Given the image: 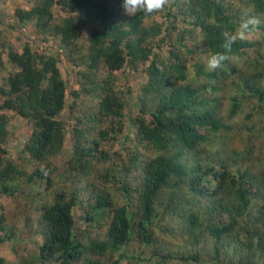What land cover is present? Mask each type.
I'll return each mask as SVG.
<instances>
[{"label": "trees", "instance_id": "obj_1", "mask_svg": "<svg viewBox=\"0 0 264 264\" xmlns=\"http://www.w3.org/2000/svg\"><path fill=\"white\" fill-rule=\"evenodd\" d=\"M22 3L27 6L14 5L10 14L9 3L0 6L4 39L26 25L37 37L28 32L22 33L24 39L16 37L20 51L5 49L11 45L8 39L0 47L2 68H16L0 85V111H7L0 114V200L7 203L0 212V250L17 242L32 248L25 240L34 236L37 252L16 264H119L121 258L137 264L263 262L264 182L256 186L254 178L259 174L264 178L255 168H264V0H170L163 12L151 16L126 15L123 0ZM251 17L259 25L236 40L218 74L207 72L200 58L224 52L225 34L238 36L241 22ZM14 20L16 28L10 26ZM251 33L263 37L249 39ZM156 34H160L157 39ZM152 43L156 48L167 45L168 56L160 58ZM248 49L258 50L254 60ZM190 53L197 56L193 65L187 62ZM146 62L149 65L140 69L138 64ZM120 69L145 71L141 112L143 116L150 112L152 128L143 120L140 123L154 154L163 153L169 143L175 146V155L141 159L139 164L138 154L131 157L135 182L123 183L115 165L109 169L100 165L110 161L99 147L107 133L101 131L98 139L82 142L79 120L73 129L71 157L64 166L54 164L51 159L65 140L64 116L72 105L97 95V114L87 119L107 118L111 125L112 120H122L126 102L123 88L117 86ZM224 77L232 79L226 86L228 105L217 94ZM150 96L153 99L147 103ZM168 111L170 117L165 115ZM9 113L30 125L29 132L12 141V152L3 146ZM230 119L237 120V127ZM206 145L215 150L198 153ZM197 153L212 156L215 164L201 169ZM238 163L246 165L234 167ZM123 168L125 178L130 170ZM186 179L196 190L208 180L203 188H216L213 195L232 185L238 203L221 206V211L210 204L200 215L183 202L182 209L177 208L175 192L161 202L174 188L170 180ZM16 197L25 200L24 211L14 206ZM13 212L15 219L20 216L25 221L28 216L29 221L18 229ZM79 220L81 229H77ZM161 222L155 235L151 227ZM23 226L33 230L18 239ZM205 250L208 258L203 261ZM115 253L119 256L114 260ZM1 254L0 264H7Z\"/></svg>", "mask_w": 264, "mask_h": 264}, {"label": "rangeland", "instance_id": "obj_2", "mask_svg": "<svg viewBox=\"0 0 264 264\" xmlns=\"http://www.w3.org/2000/svg\"><path fill=\"white\" fill-rule=\"evenodd\" d=\"M9 3L10 6H8V10L10 11L8 14L12 13V9L11 7L15 6H20L21 8H25L27 6L24 5L22 3V0H5L4 2L0 3V6H6V4ZM12 18V17H11ZM190 20V18H188ZM13 20V18H12ZM264 20V19H263ZM6 22V21H5ZM16 21H12V25H10L11 27H15ZM7 23V22H6ZM166 23H164L162 26V29L164 27ZM181 24V23H180ZM145 28H149L151 27L150 22H145L144 23ZM185 25L181 24L180 27H183ZM2 32L5 31V29L3 27H1ZM31 25H26V27H20L19 30H16V33L14 34H8L5 39L2 37V34H0V47H1V43L4 42V40L8 39L11 43L10 46L5 47V49L7 47H10L11 49H14L16 51H20L21 47L20 45L16 42L15 38L16 37H22L23 35L22 33H26L28 32L30 35H32L34 38H37L36 36H34L31 33ZM21 32V33H20ZM160 34H156V39L159 37ZM196 38L200 37V33H195ZM245 37V35H244ZM249 39H261L263 36L258 34V33H251L248 34ZM24 39V38H23ZM155 39V40H156ZM158 42V40H156V43ZM188 43H190V40L188 41ZM154 46V48L152 49V51L156 52V54L162 58L167 57L168 56V48L167 45H164L163 47L160 48H156V45H154L152 43V47ZM151 47V48H152ZM261 50V49H260ZM247 51L251 52L250 53V58H252L253 60L255 59V57L257 56V51L255 49H248ZM262 51V50H261ZM2 49L0 50V54L3 56L4 55L1 53ZM156 54L153 53V56H155ZM62 58L64 59V55L62 56ZM61 59V56H60ZM202 59V61L204 62V69L207 72H215V73H219V71L223 68H218L216 70L213 71H209L206 65V58H200ZM197 60V56L192 55L191 53L188 54L187 57V62L191 65L195 64ZM5 64V62H4ZM149 65L148 62L146 63H141L138 64V66H140L141 68H145ZM234 65V64H233ZM7 68L3 69L2 68V63L0 62V78L2 76V79H0V85H2L6 79V77H8L11 73H13L14 70H16V68L14 67H10L5 65ZM235 66V65H234ZM127 66H124L123 68H125ZM227 70H229V67H225ZM69 72V71H68ZM68 72H66L67 74H69ZM232 75V74H230ZM64 76V75H63ZM117 76H118V81H117V86H121L123 88L124 91V100L126 102V104L124 105L123 108V118L122 120H119V122H116L115 120H112V122H114V124H110L109 121H111L110 119H102L101 121H97L95 122L94 120L90 121L87 119V117L89 115H93V114H97V107H98V100H97V95H95L94 97H92V94L89 95V97H87L83 102L81 103H77L74 105H72V107L70 108V113L68 114V116L65 117V140L63 143V149L58 153V155L56 157H54L53 159H51V161L56 164V165H63L65 161L71 157L72 154V147L73 144L75 142L74 140V132L73 129L77 126L79 120H81L83 122V125L79 127L78 130H80L83 133V138H82V142L85 140L91 141L93 139H98L99 133L101 131H104L107 133L106 137L101 141L99 147L102 151H104L106 154H108L109 156V160L107 163L106 162H102L100 163L102 168H112V165H115V167L117 168L116 172H119L118 176H120V181L123 183H126L127 181H129L130 183H134L135 180L134 178L136 177V172L133 168V162L130 161V158L135 156V155H139V159L137 161V163H140L141 159H148V161H154V158L159 156V155H165L166 153L168 154V156H173L175 155L176 152L175 151V146L170 147L169 143L167 144L166 148L163 149L164 152H160L158 154H154L155 149L153 148L152 144L149 143L148 141V137L147 135L144 133V129L142 128V125L140 123L141 120H143L144 124L146 127L148 128H152L151 123L153 122L152 116L150 114V112L148 113V115L143 116L142 114V103H141V99H142V92H141V86L142 84H144L145 82H147L148 77H146L145 75V71L144 70H136L135 72H123L122 69H120L117 72ZM232 82V79H228L227 81L225 80V77L221 80H219V84L221 87L220 90L217 91V94L219 96V98L228 105L226 99H225V93L227 91L226 86L228 84H230ZM127 88H130L131 90L129 92H127ZM156 99V102L159 104L158 102V97L155 95L153 96ZM152 96H150L149 100L147 101V103H150V101H152L153 99ZM253 101L256 102V100L254 98H251ZM1 103V102H0ZM156 107L153 106V103L150 105V110L151 109H155ZM152 110V111H153ZM247 110V108H246ZM5 113L7 111H4ZM2 111H0L1 113H4ZM249 112L248 110L246 111V113ZM63 113H66V110L63 111ZM170 111L166 112L165 115L166 117H170ZM10 115V119L8 121V125L6 127V134H5V139H4V143L3 146L6 145V148L9 152H12V148H13V142H15L16 140H19L23 137V134H26V132L30 131V125L28 124V122L20 117H18L17 115H11L10 113L8 114ZM98 117V116H97ZM230 124L231 126H235L237 127V120H233L230 119ZM16 134H20L18 136H16ZM257 139H262V138H257ZM264 140V139H262ZM15 151L17 150V147H14ZM223 149V148H222ZM215 150V148L210 147L208 145L206 146H202L200 148V151L198 153L202 152H213ZM224 151V150H223ZM197 153V154H198ZM200 157L197 159L198 162L202 165L201 169H205L209 166H213V164H215V159L212 156H207L204 154H198ZM223 155L225 158H228L230 156L229 153H227L226 151L223 152ZM256 158L252 159L249 158L248 160L250 162L254 161ZM228 160V159H227ZM183 162L185 161L184 159L182 160ZM123 165L127 166L128 169L130 170L129 175L125 178L122 177V172L124 170ZM246 164H235L234 167H237L239 169H243L244 166ZM233 167V168H234ZM257 170H261L260 173H264V168L262 169L260 165H257L255 167ZM114 169V168H113ZM98 171V169H97ZM210 180V179H209ZM254 180L256 181V186L259 185L260 183L264 182V178H262V175L259 174L258 176H256L254 178ZM206 182H208V180L203 181L201 183V186L199 187L200 192H198L195 188L194 185L190 184L188 179H186L185 181H174V180H170V183H172V185H174V188L168 189L169 192H167L165 194V196L163 197V199L161 200L164 201L165 199H167L168 195L170 196V193H174V196L177 200H179L177 208H181L182 209V205L181 203L183 202V204H186V207L188 209H190L191 211H196L198 212L200 215H202V213L205 211H207V208L210 204H214V207H216L215 209H219L221 208V206H235L237 205V199L235 198L234 194H233V188L232 185L229 186H223L221 187V189L219 190V192L217 193V195H213L212 191L213 189L216 188H211V189H204V185L206 184ZM20 184L24 185L23 182H20ZM118 186H120L119 183H117ZM213 184H210L208 187H211ZM117 193H115L116 195ZM43 197V195H42ZM7 203L6 201H2L0 200V212H2L3 207L6 206ZM14 206L17 207L20 211H24L27 208L26 202L22 197H16L15 198V202H14ZM185 207V205H184ZM218 210V212H219ZM221 211V210H220ZM7 218L8 216L5 215ZM12 217L14 218L13 222H16V226L19 229V226L24 222H28V216L25 218V221L18 216L17 219H15L16 214L13 212L12 213ZM9 220V218H8ZM163 221V220H162ZM163 223H166V220L163 221ZM162 224V222L160 224H157V228L154 225L152 228L153 233L155 235H158L160 232L158 231V228H160V225ZM177 223L175 222V227H176ZM24 227V231H20L18 230L17 232V237L19 239V237H24L26 234L30 233L33 229H29V226H23ZM83 227V221L79 220L78 225H77V229H81ZM175 238V237H174ZM34 239V236H30L29 238L22 239L25 240L26 242H28L32 248H28L23 246V243L21 242H17L16 244H14V246H11V243H7L6 245L3 246V248L0 250V254L1 256L5 259V261L7 262V264H12L11 262H14L15 264L20 260V258H24V259H28V257L30 256V254L37 252V249L34 245V241H32ZM176 241L177 246L178 242L177 239L174 240V242ZM130 251L135 252L134 250L129 249ZM128 255H132L131 252H125ZM119 254L115 253L114 256V260L116 258H118ZM203 261L205 259L208 258V253L205 250L204 251V255H203ZM119 264H137L136 260H132L129 258H121ZM201 264H203V262H201ZM256 264H264L263 262H258Z\"/></svg>", "mask_w": 264, "mask_h": 264}, {"label": "clouds", "instance_id": "obj_3", "mask_svg": "<svg viewBox=\"0 0 264 264\" xmlns=\"http://www.w3.org/2000/svg\"><path fill=\"white\" fill-rule=\"evenodd\" d=\"M170 0H123L122 8L128 16H135L137 13H143L145 16L161 13ZM260 21L254 17L247 18L241 22L237 31L239 35L225 34L224 43L221 47L224 52L208 53L206 57V65L209 71L221 68L225 61L230 59L228 53L232 50V45L237 39H243L246 32L254 29L259 25Z\"/></svg>", "mask_w": 264, "mask_h": 264}]
</instances>
